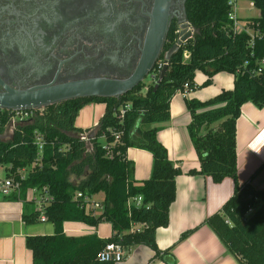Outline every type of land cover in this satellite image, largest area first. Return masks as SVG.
<instances>
[{
  "label": "trees",
  "instance_id": "trees-1",
  "mask_svg": "<svg viewBox=\"0 0 264 264\" xmlns=\"http://www.w3.org/2000/svg\"><path fill=\"white\" fill-rule=\"evenodd\" d=\"M251 1L259 9L258 17L248 19L260 32L253 45L248 33L233 32L228 0H186L187 19L195 33L172 58L158 86L141 85L119 98L88 97L50 105L18 124L9 139L0 138V164L6 166L7 177L14 175L21 181L20 192L3 199L22 200L27 206L28 191L44 187L52 198L43 214L54 224V234L26 238L34 264H115L97 258L108 243L125 250L145 245L155 251L151 262L177 264L175 246L197 228L183 232L166 250L158 247L156 233L170 223L176 178L182 174L170 160L159 132L160 124L171 119L170 104L176 93H184L185 84L190 91L199 88L195 82L198 71L208 77L202 87L212 85L218 73L234 75L233 89H223L206 101L184 99L192 118L188 133L201 164L200 170L192 169L189 174L211 177L215 183L226 178L234 182L233 196L203 224L240 264H264V189L252 183L264 170V163L244 184L238 175L237 122L242 106L251 102L264 108V0ZM185 51L190 53L188 59ZM91 102L104 103V115L95 128L76 127L78 113ZM8 116V111L0 114V135L6 130ZM37 134L46 142L40 159ZM130 147L153 155L151 176L141 184H136L135 163L127 157ZM26 168H30L28 176L21 179L19 170ZM100 192L105 194L102 212L88 213L84 197ZM79 193L83 196L77 197ZM139 196L143 197L141 205L133 201ZM23 218L26 223L41 221L40 212L24 213ZM66 221L91 226L109 222L113 235L108 239L70 237L64 232ZM138 224L143 228L133 229Z\"/></svg>",
  "mask_w": 264,
  "mask_h": 264
},
{
  "label": "flooded vegetation",
  "instance_id": "flooded-vegetation-1",
  "mask_svg": "<svg viewBox=\"0 0 264 264\" xmlns=\"http://www.w3.org/2000/svg\"><path fill=\"white\" fill-rule=\"evenodd\" d=\"M185 10L186 0H0V93L142 72L128 93L158 86Z\"/></svg>",
  "mask_w": 264,
  "mask_h": 264
},
{
  "label": "crops",
  "instance_id": "crops-1",
  "mask_svg": "<svg viewBox=\"0 0 264 264\" xmlns=\"http://www.w3.org/2000/svg\"><path fill=\"white\" fill-rule=\"evenodd\" d=\"M239 17L242 19L240 15ZM207 78L206 74L198 71L195 82L199 88L188 94L176 93L170 104L171 119L160 124V141L167 148L170 160L182 169V174L176 178L177 193L176 200L170 207V223L167 227L158 228L156 242L161 250H166L178 242L183 232L197 228L188 239L175 246L173 253L177 264H240L214 231L203 224L208 217L220 212L233 196V180L226 178L221 183H215L211 177L189 174L192 169L200 170L201 164L188 133L192 118L185 105V97L206 101L223 89L234 88L232 74L218 73L214 76L212 85L202 87ZM105 110L104 103L91 102L85 105L78 113L76 127L95 128ZM5 133L6 131L0 138L4 139ZM237 152L238 175L240 182L244 184L264 163V108L259 109L251 102L242 106V114L237 122ZM127 157L135 163L136 184L150 178L153 166L151 152L130 147ZM2 170L5 171V178L6 166L2 165L0 173ZM29 171L30 168H26L22 174ZM258 179L256 177L252 182L256 188ZM37 192L39 191H28L27 206L22 200L3 199L4 194L0 193V264H34L33 252L26 246L27 236L54 234L52 222L26 223L23 218L24 213L31 211L43 214L45 206L41 199L36 198ZM104 199L103 192L90 196L92 204L100 205L95 209L96 215L102 212ZM142 228L141 224L133 227L137 230ZM64 232L70 237L97 235L101 239H108L113 235V227L109 222L91 226L83 222L66 221ZM154 255L155 251L150 247L136 245L125 250L124 260L116 264H166L160 260L151 262Z\"/></svg>",
  "mask_w": 264,
  "mask_h": 264
},
{
  "label": "water",
  "instance_id": "water-1",
  "mask_svg": "<svg viewBox=\"0 0 264 264\" xmlns=\"http://www.w3.org/2000/svg\"><path fill=\"white\" fill-rule=\"evenodd\" d=\"M179 24L181 31L178 34L179 37L177 38L175 48L182 47L195 33V30L190 28L186 10ZM161 43L162 41L160 40L158 49ZM167 61H169V58ZM168 67L169 64L164 66L160 77L161 79L164 78ZM144 76L145 72H142V74L139 73L127 80L100 77L59 85H43L26 90H16L6 87V91L0 93V108L3 110H31L46 108L50 105L59 104L74 98H119L134 89Z\"/></svg>",
  "mask_w": 264,
  "mask_h": 264
},
{
  "label": "built area",
  "instance_id": "built-area-1",
  "mask_svg": "<svg viewBox=\"0 0 264 264\" xmlns=\"http://www.w3.org/2000/svg\"><path fill=\"white\" fill-rule=\"evenodd\" d=\"M238 1L239 0H228V5H229V19L231 21V28L233 30L234 33H242V32H246L251 36V45H253V41L255 39L256 36L260 35V32L258 30H255V28L252 26L251 22H249V20H243L239 17V8H238ZM190 28L193 30V28L190 26ZM179 34V33H178ZM179 37V36H178ZM177 37V38H178ZM184 57L185 59H188L190 57V53L188 51H185L184 53ZM167 64V62L165 60H161L157 66H156V77L159 76L160 72L163 70L164 66ZM260 72V71H259ZM185 90L184 93L188 94L190 92L189 90V84H185ZM40 111L43 110L42 109H25V110H3L0 108V114L4 111H8L9 113V122L7 124L6 128H10L11 132L13 133L14 129L16 128V126L18 124L27 122L29 119H31L32 117L35 116L36 111ZM121 114H124V109L121 111ZM11 133V134H12ZM36 144L38 145L39 148V159L40 156L42 154L44 145H45V141L42 137V135L37 134L36 135ZM119 136H117V140H118ZM2 165L0 164V169H1ZM24 171V169L19 170V174L21 175V179L22 178H26L28 176V173L22 174V172ZM21 189V181L17 180L16 177L14 175H11L9 177H5L4 179H2L0 177V193H3L4 195H9L12 192H20ZM41 202L44 204V206H47L50 204L52 198L49 195V190L47 187H44L41 191ZM83 194L79 193L77 195V197H82ZM85 208L86 211L88 213H93L96 214L95 209L100 207L99 204L97 203H93L90 201V197L89 196H85ZM133 201H135V203L137 205H141L143 203V197L139 196L137 198H135ZM129 204H131V202H129ZM102 206V205H101ZM254 208L250 209V214L254 212ZM41 221H47L46 216L44 214L41 215ZM124 256H125V249L119 245V244H115V243H108L106 244V246L97 254V258L101 261H113L115 264L116 263H120L124 260Z\"/></svg>",
  "mask_w": 264,
  "mask_h": 264
},
{
  "label": "rangeland",
  "instance_id": "rangeland-1",
  "mask_svg": "<svg viewBox=\"0 0 264 264\" xmlns=\"http://www.w3.org/2000/svg\"><path fill=\"white\" fill-rule=\"evenodd\" d=\"M238 8L241 11L239 12V15L242 17L243 20H247L248 18L251 17H257L259 15V9L254 5L253 1L251 0H239L238 1ZM147 88L143 90V93H146ZM6 133L4 139H9L11 136V129L6 128ZM1 178L4 179L5 176V171L2 170L1 173ZM258 179V187L257 189H264V170L257 176ZM37 199H41V192H37L36 194ZM255 207L254 209H256Z\"/></svg>",
  "mask_w": 264,
  "mask_h": 264
}]
</instances>
